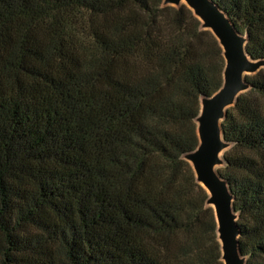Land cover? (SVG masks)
Masks as SVG:
<instances>
[{
    "label": "trees",
    "instance_id": "trees-1",
    "mask_svg": "<svg viewBox=\"0 0 264 264\" xmlns=\"http://www.w3.org/2000/svg\"><path fill=\"white\" fill-rule=\"evenodd\" d=\"M264 63V0H210ZM222 49L164 0H0V264H223L185 156ZM225 111L217 173L264 264V68Z\"/></svg>",
    "mask_w": 264,
    "mask_h": 264
},
{
    "label": "water",
    "instance_id": "water-1",
    "mask_svg": "<svg viewBox=\"0 0 264 264\" xmlns=\"http://www.w3.org/2000/svg\"><path fill=\"white\" fill-rule=\"evenodd\" d=\"M184 4L218 41L224 58L223 84L209 98H202L196 118L198 146L185 156L196 181L207 193V205L213 209L223 264H245L238 251L237 215L233 197L216 167L222 165V154L229 147L223 141L220 123L225 111L249 86L246 77L264 68L262 61H251L246 54V36L236 32L229 19L210 0H164V5Z\"/></svg>",
    "mask_w": 264,
    "mask_h": 264
},
{
    "label": "rangeland",
    "instance_id": "rangeland-1",
    "mask_svg": "<svg viewBox=\"0 0 264 264\" xmlns=\"http://www.w3.org/2000/svg\"><path fill=\"white\" fill-rule=\"evenodd\" d=\"M226 150H227V149H226ZM226 150H225V151H226ZM220 166H221V165H220ZM220 166L216 167V170H217Z\"/></svg>",
    "mask_w": 264,
    "mask_h": 264
}]
</instances>
